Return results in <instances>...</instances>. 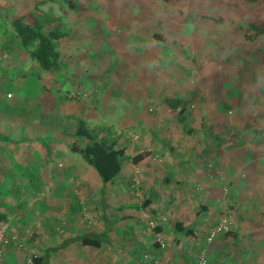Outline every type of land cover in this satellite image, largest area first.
Listing matches in <instances>:
<instances>
[{
  "label": "rangeland",
  "instance_id": "374dc122",
  "mask_svg": "<svg viewBox=\"0 0 264 264\" xmlns=\"http://www.w3.org/2000/svg\"><path fill=\"white\" fill-rule=\"evenodd\" d=\"M224 7L207 11L200 0H183L176 8L162 0H0V133L17 142L0 143V212L8 216L0 225V264H31L42 250L91 231H106L115 249L103 245L93 250L74 243L58 252L52 264H178L171 259L176 253L197 261L204 249L208 257L223 240L241 237L243 227L246 235L256 231V238L264 242V228L251 227V215L244 221L236 182L248 172L244 163L255 159L264 163V98L246 91L258 87L264 92V43L248 40L246 24L231 19L230 6ZM28 13L49 18L68 31L59 45V73L41 71L14 38L10 20ZM62 81L63 90L54 89ZM69 81L87 85L69 90ZM99 81H123L125 92L131 88L127 81H150L151 96L181 100L175 113L155 108L153 101L147 111L165 118V126L158 129L161 137L182 146L180 157L174 156L182 163L180 169L190 171H182V176L187 180L194 175L199 181L200 191L196 184L181 197L177 205L181 213L174 220L142 215L133 226L130 216L117 209L139 207L145 201L141 184L145 175L132 171L139 181L134 192L128 188L126 169L127 175L102 200L94 170L68 152L66 144L81 147L84 142L70 137L75 121L66 114H78L79 106L89 105L110 119L108 92L113 88L105 89ZM134 89L140 90L136 84ZM71 92L90 97L53 100L55 93L63 98ZM100 93L104 96L96 99ZM93 100L99 108L92 106ZM117 122L111 119L107 127L112 129L107 131L121 144L141 140L138 132L118 128L123 133H117ZM155 161L149 172L164 173L166 159L159 156ZM249 167V176L264 174V169ZM157 190L164 191L160 186ZM249 196L245 206L256 210L264 227V199ZM174 201L166 198L158 207L167 210ZM224 217L226 233L206 247V236ZM195 220L197 245L181 235L154 232L157 223L171 226L172 221ZM174 237L179 238L176 247L170 242Z\"/></svg>",
  "mask_w": 264,
  "mask_h": 264
},
{
  "label": "crops",
  "instance_id": "0c3cea01",
  "mask_svg": "<svg viewBox=\"0 0 264 264\" xmlns=\"http://www.w3.org/2000/svg\"><path fill=\"white\" fill-rule=\"evenodd\" d=\"M66 81H62V84L59 83L57 86H54L55 88H60L63 90V87L65 86ZM81 82V83H80ZM132 82V83H131ZM150 81H127V85H129L131 88L129 91L125 92L126 90L122 89L121 85L123 84V81H111V83H107L106 81H99L98 85L99 86H104L106 89L108 86L112 87L115 89L116 92L110 90L108 92L110 94L109 96V101L112 102L110 103L111 110L109 112L110 119L109 121L101 114L96 113V109L91 108L89 105H82L79 106V111L78 114L75 113H70L66 114L65 118H71V115L73 116L72 118H81L83 119L89 128L94 129V128H102L104 131H107L109 128L107 127L108 125L112 124L111 119L114 121H117L115 123L114 130H118V128H122L124 132H131L130 134H135L138 132L139 137H141V140L138 141L137 143L130 145L127 142L126 139V144L120 143V140L118 139L119 145L126 146L129 151L126 154V160L123 163V171L124 175H127V172L129 171V175L127 176L129 178L128 182V188L131 191H138L139 186H134L133 185V180L135 179V175L132 174V171L138 170L142 172L143 179L141 181V184L143 183V188L145 189L144 191V200H147L150 202V206L147 208V211H136L133 210V207H137V205H127L122 208L124 212L127 214V216H130V218L133 220V226H136L139 224L138 218H140L142 215H146L150 219H155L156 215L159 217L162 216L165 218L166 216L170 218V220H174V217L179 216L181 213V209L177 206L181 200V197L184 195H187L191 192L190 189L192 186L196 185L195 187L197 191H200V187H198L199 181L197 180L196 176L190 175V179L185 180L187 175L182 176V171L188 172V169H180L182 166V163L177 160L174 156H179L182 153V146L176 145V142L170 139L162 138L160 133L162 130H158L162 127H164L165 122L164 119L162 120L161 117L156 118L155 116H149L147 111L149 112V105L151 106L150 102L153 101V104L155 105V108L157 107L158 109L165 107L166 111L168 112H173L175 113L176 111L179 110V107L177 108L176 111H173L169 108L167 105V100L164 95H157V96H151L150 95ZM141 85H140V84ZM81 84L87 85V82L85 81H69L68 84V89H75L77 87H80ZM136 86L139 87L137 89L138 92L135 91L134 87ZM89 85V84H88ZM100 92V91H99ZM62 94V93H61ZM100 99L104 96L101 93L96 96V99ZM113 96V97H111ZM64 98V95H63ZM125 98V99H124ZM165 98V99H164ZM179 98V97H178ZM53 100L59 101V102H64L59 94H56L53 96ZM62 100V101H61ZM179 100V99H176ZM94 101V100H93ZM98 101V100H97ZM175 101V100H174ZM171 101V102H174ZM181 101V100H180ZM122 102V103H121ZM70 103V102H68ZM67 103V104H68ZM95 103V101H94ZM163 104V105H162ZM94 108H99L98 105H92ZM160 106V107H159ZM90 107V108H89ZM148 108V110H147ZM93 109V111L91 110ZM124 112V113H123ZM125 114V115H124ZM122 115L125 116V119L122 118ZM116 116V117H115ZM183 119H180L181 121H184ZM108 124V125H107ZM117 127V128H116ZM112 129V127H110ZM127 130H124V129ZM109 129V130H111ZM156 129V130H155ZM119 129L116 131L119 134H122L123 131ZM122 132V133H121ZM190 134V133H189ZM148 135H151V137H148ZM114 137V135L112 134ZM84 142V141H83ZM194 146V145H193ZM186 149V148H185ZM150 152L152 155V162L149 165H138L134 166L131 164L130 159L142 152ZM77 156V155H76ZM162 156V159H166L165 165L167 166L166 169L164 170V173L156 175L155 173H150L149 170H152L154 166L156 165L154 162L155 158ZM79 158V157H78ZM80 159V158H79ZM81 161V159H80ZM82 162V161H81ZM191 162V161H190ZM258 163V166L254 163ZM83 163V162H82ZM84 164V163H83ZM192 164V163H190ZM251 164L255 166L259 171L264 169L263 164L260 163L258 159L252 160V163H244L243 164V169H248V172L244 173L243 176L237 178L236 182L238 184L237 186V191L239 196H241L243 199L241 201V204L239 203L241 214H243V218L245 221V218L247 215H251V220L250 225L253 227L255 230L257 229H263L262 223L259 222L256 214V210L252 211L253 209H249L248 207L245 206L246 201L245 198L246 196L248 197L250 194L254 195V197L259 198V199H264V174L262 172H258L259 175H254V176H249V170ZM85 165V164H84ZM255 171V170H254ZM190 173V171H189ZM254 173V172H253ZM196 174V173H195ZM141 176V175H140ZM153 176V177H151ZM203 183V181H201ZM160 186L161 189L163 190H157V187ZM148 195V196H147ZM250 197V196H249ZM166 198L175 200L174 203L175 205H168L167 210L163 208L158 207V203L160 201L164 202ZM240 198V197H239ZM131 206V207H128ZM155 206V207H154ZM118 210V209H117ZM119 211V210H118ZM153 212L152 217L150 216L151 213ZM250 218V217H249ZM177 221H172V223H176ZM196 222L197 220L190 222V225H193L195 231H196ZM259 222V223H258ZM162 225H165V223H161ZM257 224L259 226H257ZM158 225V223H157ZM155 225V226H157ZM168 225V224H166ZM165 225V226H166ZM256 225V226H254ZM169 227V226H168ZM246 228L243 227L242 231H239V234H241V237H236L235 239H230V240H223L220 243V247H213L209 252H208V264H264V253H261L257 247L254 245V241H259L263 242L262 240H258L256 237L255 232H253L252 236L251 235H246ZM102 232V231H101ZM87 233H92L87 232ZM97 233V232H95ZM172 233L171 231H168L166 233H163V235ZM161 235V234H158ZM162 235V236H163ZM174 235H179V234H174ZM112 241V240H111ZM174 247L177 246V243L179 242V238L176 239V237L172 238L170 241ZM190 243V241H188ZM74 244V243H73ZM79 244V243H77ZM191 244L197 245L194 242ZM203 244V243H202ZM171 245V244H170ZM171 245V246H172ZM81 246V245H80ZM172 246V247H173ZM202 246V245H201ZM82 248H89V247H83ZM50 248V247H48ZM216 248V249H214ZM93 249V248H89ZM66 250V249H65ZM64 250V251H65ZM97 250V249H93ZM175 253V251H174ZM58 254V253H57ZM182 253H176L172 255L171 259L173 261H176L178 264H196L197 261L195 260V257L193 260H191L190 256L189 257H180ZM42 255V253H41ZM41 255H36V256H41ZM168 256L169 253H167ZM56 256V255H54ZM54 256L51 257L50 259V264H52ZM166 263V262H165Z\"/></svg>",
  "mask_w": 264,
  "mask_h": 264
},
{
  "label": "trees",
  "instance_id": "16d2710c",
  "mask_svg": "<svg viewBox=\"0 0 264 264\" xmlns=\"http://www.w3.org/2000/svg\"><path fill=\"white\" fill-rule=\"evenodd\" d=\"M181 1L183 0H162L164 4L172 8L178 7ZM226 5L230 6L231 19L240 20L246 24L249 31L247 39H259L264 43V0H200V6L207 11H218L225 8ZM69 6L73 8L70 3ZM53 23V20L38 17L33 13L14 17L10 20L14 38L28 54L29 59L44 73H59L62 67L59 45L69 36L68 31L53 25ZM246 91L253 97L264 98V92L258 87H246ZM60 98L63 101L67 100L65 95L64 98L61 96ZM180 104V100L167 101V105L173 111H176ZM211 111L212 108L209 106L208 112ZM183 113L182 110L179 112L180 115ZM73 119L75 129L70 137L84 141V145L78 147L74 143H69L66 144V148L70 154L77 155L87 167L94 170L102 185L103 200L108 189L113 187L115 182L124 175L123 163L129 149L119 145L118 138L113 137L109 131H104L102 128L91 129L83 119ZM0 143L17 145V142L10 140L1 133ZM130 161L134 166L149 165L152 162V155L145 151L133 156ZM149 206L150 202L145 200L139 207H133V210L146 212ZM118 210L122 211V207L119 206ZM150 213L152 217L153 212ZM7 221L8 216L0 212V225L7 223ZM257 226L259 225L257 224ZM168 231L179 234L191 242L196 240V231L193 225L189 223L176 222L169 227L160 224L154 228V232L157 234ZM73 243H79L83 247L93 249H99L103 245L115 249L106 231L85 233L65 239L56 247L42 250L41 256L32 257L31 264H50L52 256L64 251ZM253 243L261 253H264V242L261 243L256 240Z\"/></svg>",
  "mask_w": 264,
  "mask_h": 264
},
{
  "label": "built area",
  "instance_id": "2783aa9c",
  "mask_svg": "<svg viewBox=\"0 0 264 264\" xmlns=\"http://www.w3.org/2000/svg\"><path fill=\"white\" fill-rule=\"evenodd\" d=\"M90 93L87 94H82L79 92H71L69 95H67V98L69 100H85L86 98L90 97ZM137 141V139H134ZM138 182L136 179L133 180V185L138 186ZM225 194L228 192L226 189L224 190ZM228 228V220L224 217L223 219L220 220L218 226H215L214 228L211 229L210 233L206 236L205 238V245L206 247L208 245H211L215 237L219 234L226 233ZM3 258V250L2 246L0 243V260ZM197 264H208L207 262V254L206 250L204 249L203 251L200 252L198 259H197Z\"/></svg>",
  "mask_w": 264,
  "mask_h": 264
}]
</instances>
